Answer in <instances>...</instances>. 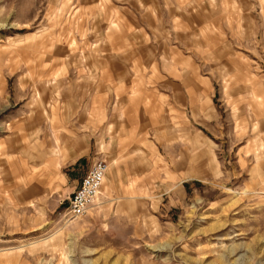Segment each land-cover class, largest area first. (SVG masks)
<instances>
[{
    "label": "rangeland",
    "instance_id": "374dc122",
    "mask_svg": "<svg viewBox=\"0 0 264 264\" xmlns=\"http://www.w3.org/2000/svg\"><path fill=\"white\" fill-rule=\"evenodd\" d=\"M116 60L189 125L159 133L157 198L110 192L105 159L69 220L84 118L61 100L115 83ZM0 264H264V0H0Z\"/></svg>",
    "mask_w": 264,
    "mask_h": 264
},
{
    "label": "crops",
    "instance_id": "0c3cea01",
    "mask_svg": "<svg viewBox=\"0 0 264 264\" xmlns=\"http://www.w3.org/2000/svg\"><path fill=\"white\" fill-rule=\"evenodd\" d=\"M121 62L116 60L104 68L107 69L106 73L118 76L117 81L113 84L98 83L89 100L77 96L61 100L60 106L64 109H61L59 118H84L80 120L84 128L73 130L75 133L84 131L77 134L82 140L74 134L67 137L69 145L66 146V155L71 159L65 176L72 183V192L95 160L109 159L114 166L107 186L110 192L117 194L122 190L121 197L157 198L152 192L157 187V178L150 174H154L157 167L161 171L164 168L153 162L154 153L174 145L169 135L159 133H163L161 130H164V126L168 130L169 125H189V119L181 123L180 115L174 113L179 112V108H174L173 90L164 93L158 89L160 85H156L157 89L150 88L138 77L146 74L145 68L125 65L124 62L121 66ZM175 86L178 92L179 83L176 82ZM166 96L170 98L171 105L170 110L164 113L162 101ZM159 98L162 100L160 104ZM142 154L145 156L140 158ZM147 161L150 166H147ZM144 190H148V193L145 194Z\"/></svg>",
    "mask_w": 264,
    "mask_h": 264
},
{
    "label": "built area",
    "instance_id": "2783aa9c",
    "mask_svg": "<svg viewBox=\"0 0 264 264\" xmlns=\"http://www.w3.org/2000/svg\"><path fill=\"white\" fill-rule=\"evenodd\" d=\"M109 172V163L97 159L82 177L79 185L66 198V216L77 219L85 216L101 193L102 185Z\"/></svg>",
    "mask_w": 264,
    "mask_h": 264
}]
</instances>
